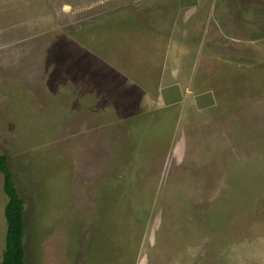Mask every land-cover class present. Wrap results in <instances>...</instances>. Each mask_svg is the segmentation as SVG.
<instances>
[{
    "label": "rangeland",
    "instance_id": "rangeland-1",
    "mask_svg": "<svg viewBox=\"0 0 264 264\" xmlns=\"http://www.w3.org/2000/svg\"><path fill=\"white\" fill-rule=\"evenodd\" d=\"M0 154L25 264H264V0H0Z\"/></svg>",
    "mask_w": 264,
    "mask_h": 264
},
{
    "label": "trees",
    "instance_id": "trees-1",
    "mask_svg": "<svg viewBox=\"0 0 264 264\" xmlns=\"http://www.w3.org/2000/svg\"><path fill=\"white\" fill-rule=\"evenodd\" d=\"M0 174L7 197L4 208L6 234L0 264H25L24 201L17 192L5 156L0 154Z\"/></svg>",
    "mask_w": 264,
    "mask_h": 264
}]
</instances>
